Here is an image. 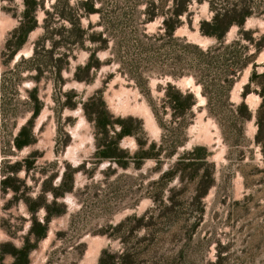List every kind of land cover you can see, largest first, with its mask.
<instances>
[{
	"label": "rangeland",
	"instance_id": "rangeland-1",
	"mask_svg": "<svg viewBox=\"0 0 264 264\" xmlns=\"http://www.w3.org/2000/svg\"><path fill=\"white\" fill-rule=\"evenodd\" d=\"M37 1L36 26L8 60L4 44L18 25L23 3L0 0V182L4 167L25 164L29 156L32 161L28 172L20 168L15 175L14 185L22 192L16 196L13 189L0 188V244L7 245L0 252V264H13L8 251L22 245L32 222L28 204L14 198L24 194L23 198L34 202L31 205L40 200L50 204L53 194L48 188L56 189L65 180L71 188L55 200L64 212L52 216L45 237L36 242L30 239L35 247L27 255L28 264H96L102 249L119 255L123 248L143 245L156 247L168 264H264V154L254 142L262 97L255 81L249 82L251 72L257 76L264 72V47L234 80L228 106L219 113L220 119H214L195 81L197 68L188 64V52L183 50L186 44L205 50L215 43L198 29L199 21L211 16L206 1L193 0L191 16L182 18L174 39L163 37L146 53L138 46L139 39L163 36L160 18L141 22L139 12L146 0L140 4L97 0L102 15L78 13L84 32L81 44L53 56L64 55L60 77L53 66L36 82L34 72H19L16 63L23 67L34 50L38 54L41 48L51 47V42L44 41L37 48V42L46 33L44 19L58 0ZM83 1L67 0L69 6ZM261 10L243 24L253 38L264 35V7ZM117 12H123L119 21L109 19ZM51 28L68 30L71 25L53 20ZM107 30H114L119 42L123 72L110 50L113 39L105 49L99 48L100 42L90 41L98 34L105 38ZM233 40L247 45L235 25L224 36L225 43ZM254 51L249 44L246 53ZM92 62L96 66L87 68ZM131 69L144 83L136 85L128 78L126 72ZM246 83L249 92L243 98ZM168 84L195 100L178 119L163 105ZM32 88L41 104L31 120L33 142L16 150L10 147L11 139L31 119L28 92ZM219 97L222 101V94ZM240 102L250 114L243 123L242 138L238 128H227L230 112ZM101 104L113 119H131L139 125L117 141L119 159L98 158L97 144L104 134L96 128L95 113ZM118 129L109 127L108 139H114ZM157 148L163 149L159 155ZM195 148L201 149L203 159L191 165L192 171L184 159ZM45 214L42 206L33 213L39 222ZM115 225H120L118 232L112 229Z\"/></svg>",
	"mask_w": 264,
	"mask_h": 264
},
{
	"label": "trees",
	"instance_id": "trees-1",
	"mask_svg": "<svg viewBox=\"0 0 264 264\" xmlns=\"http://www.w3.org/2000/svg\"><path fill=\"white\" fill-rule=\"evenodd\" d=\"M192 1L193 0L144 1L143 10L139 12L142 15L141 22H149L155 18H160L163 36H145L144 40L139 39L138 46L141 51L148 53L155 42H158L159 39H162L163 37L170 40L174 39V30L182 24V18L184 17L189 19L191 16L190 5ZM195 1L199 3L202 1L207 2L208 10L211 12V16L207 20L201 19L199 21L198 29L201 35L213 38L215 43L208 46L205 50L186 44L183 50L188 52V64L197 68L198 77L195 76L194 78L195 81L201 85V92L206 99L207 113L214 119H220L219 113H221V111L226 109L228 106L227 95L229 94L234 80L248 66V64L253 63L255 54L260 51L262 47H264V35H261L258 38H253L250 31L243 30V24L248 17L262 13L261 9L264 7V0ZM140 2V0H137L138 4H140ZM22 3L23 10L21 12V16L19 17L18 25L10 32V37L6 39L4 44V49L7 51V53H4V56H7L8 60L18 49H20L25 42L28 33L36 26L34 13L36 8L39 6V2L37 0H22ZM96 4L97 0H86L80 2L79 4L77 3L76 6H69L67 0H58L57 3L53 5L52 11L48 12L46 19H44L46 33H44L37 42V48L42 47V42L44 41L51 42V47L48 49L41 48V53L39 52L38 54L37 51L34 50L32 57L26 60L25 66L23 67L20 66L21 64L19 62L16 63V67L19 69L18 71L22 72L23 70H29L34 72L33 79L38 82L40 79L45 78V72H48L50 68L54 66V73L57 77H60V71L64 64L62 61L64 55H60L61 57L58 58H53V56L56 54V51L60 49L65 50L68 46H77L78 44H81L84 32L78 25L79 14L87 15L93 12L101 13V8L96 7ZM122 14L123 12H117L109 19L112 21H119ZM100 15H102V13ZM53 20H66L71 25V28L68 30L51 28ZM233 25L239 28L240 36L247 42V45H241L239 40H233L228 43L224 42L226 32ZM113 31L107 30V32L105 31V38H101L100 34H98V38L91 37L90 41L100 42L101 46L99 48L105 49L107 47V41L109 39H113V44L110 47V50L114 56V61L119 64V68L121 72H123L124 61L120 55L119 42L115 39ZM144 43L148 46L143 48ZM249 44L255 48V51L250 55L246 53V48ZM93 64L96 66V64L92 62V64L89 63L87 65V68L91 67ZM190 73L193 74V72ZM126 74L128 78L135 82L136 85H140L142 82L144 83V80L138 76L139 73L135 70H128ZM169 74L172 77H176L173 73ZM254 74V72H251L249 82L255 81L257 86L256 91H258L257 94L262 97V103L260 104L261 109L259 111L260 113H258L256 117L257 131L254 135V142L261 147L264 154V72L259 76ZM248 85L249 83H246L243 86V90L241 92V96L243 98L249 92ZM36 91V88H32L28 92V98L32 103L30 108L32 111L31 119L28 120L27 124L22 125L16 135L11 139L12 143L10 147L16 150L22 149L24 146L33 142L30 129L31 120H33L36 116L41 105L36 98ZM221 94L223 96L222 101L219 99ZM66 98L70 99V93L66 94ZM194 102V97L190 93L183 94L170 84L166 86L163 105L164 107L170 108L173 119L182 117L184 113L190 109ZM63 103L67 104L68 101ZM235 108L236 109H233L230 112L231 115L228 118L229 124L227 125V128H238L239 137L242 138V126L244 121L250 118V114L246 112V107L243 102H240ZM95 115L96 128L104 134L103 139H101V141L97 144L99 154L98 158L111 160L119 159L120 155H116L115 153L116 150H118L117 141L123 136L130 134V130L137 128L139 125H137L135 120L131 119H113L106 109H104L103 104L98 106ZM114 126H118L119 129L116 132L114 139H108V128ZM150 147L153 148L154 145H151ZM200 150V148H195L192 150L190 155L187 154L189 157L186 156L184 160L188 161V165L193 166L195 161L203 159L200 155ZM157 152H160L157 154L159 155L163 152V149L157 148ZM29 158L31 157L29 156ZM29 158L27 157L26 160L23 161L26 165L23 163L21 164L20 162H15V164L8 165L1 170L2 180L0 182V188L2 191L13 189L16 196L19 191L22 192V190L18 189V186L14 185V183L18 182L15 179V175L20 168H23L26 172L31 169L32 161L29 162ZM191 169L194 171L193 167ZM63 182L58 185L56 189L51 186L48 188L53 194V200L50 204H45L40 200L39 204L31 205L34 202L30 201V199L23 198L24 194H22L19 198H14V201L24 199L25 203L28 204L32 222L22 245L19 248L12 247L11 250L8 251L14 257L13 264H28L27 255L29 251L35 247V244H31L29 242L30 239H33L34 242H36L37 240L45 237L47 223L50 221L52 216L60 215L64 212L63 206L61 204H57L56 206L55 202L58 196L64 193V191H69L71 188L69 180H65ZM39 206L44 207L46 210V214L44 215L42 222H39L33 215L36 208ZM119 226L120 225H115L112 229L118 232ZM148 236H152L151 232H148ZM152 239L154 238L148 237V240L151 241ZM6 246L7 245L0 244V252H3V248ZM162 257L163 255L161 252H159L156 247L151 245H143L136 249L123 248L121 254L119 255L108 254L106 249H102L96 264H133L135 263V259H138L137 264H168Z\"/></svg>",
	"mask_w": 264,
	"mask_h": 264
},
{
	"label": "bare ground",
	"instance_id": "bare-ground-1",
	"mask_svg": "<svg viewBox=\"0 0 264 264\" xmlns=\"http://www.w3.org/2000/svg\"><path fill=\"white\" fill-rule=\"evenodd\" d=\"M88 260V259H87ZM89 261V260H88Z\"/></svg>",
	"mask_w": 264,
	"mask_h": 264
}]
</instances>
